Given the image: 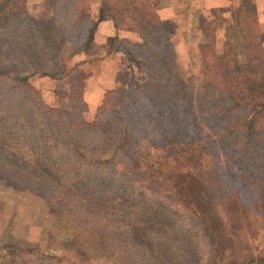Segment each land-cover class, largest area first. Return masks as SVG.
<instances>
[{"label": "trees", "instance_id": "trees-1", "mask_svg": "<svg viewBox=\"0 0 264 264\" xmlns=\"http://www.w3.org/2000/svg\"><path fill=\"white\" fill-rule=\"evenodd\" d=\"M102 1L117 29L111 52L138 57L142 79L109 88L108 105L88 119L83 84H72L60 107L33 83L78 64L82 49L72 44L67 15L37 17L27 0H0V183L32 191L54 214L67 205L63 212L98 231L106 250L126 251L127 264H203L195 232L174 214L195 219L209 238L206 264H264V253L245 256V229L223 213L243 177L246 206L264 231V31L256 1L200 15V82L178 71L170 28L152 0ZM170 198L175 208L165 204ZM27 242H6L0 264H29L23 255L40 247Z\"/></svg>", "mask_w": 264, "mask_h": 264}, {"label": "rangeland", "instance_id": "rangeland-1", "mask_svg": "<svg viewBox=\"0 0 264 264\" xmlns=\"http://www.w3.org/2000/svg\"><path fill=\"white\" fill-rule=\"evenodd\" d=\"M201 1L152 0L158 16L170 28L177 57L178 71L186 78H190V75L196 77L195 80L197 82L201 80L204 65L200 50V44L204 40L203 32L199 26L200 15L212 16V9L202 10ZM170 9L174 11L178 9L179 11L176 12L178 16L174 20L163 19L159 10H162V13L167 10L166 14H168L170 13ZM218 34H222V29H219ZM77 80L81 82L82 77H78ZM33 83L40 88H43V86L48 87V83L42 80L41 77L33 78ZM49 93L51 94L48 95L55 96L54 105H60V107L68 106L67 94L65 95V92ZM108 102L109 97L106 99L105 95L100 107ZM100 107L95 110H87V118L93 119L97 115ZM217 158L222 161L225 169L228 168L226 166L227 162L223 161L222 156L220 158L218 156ZM249 186V183L245 182L243 177H236L233 181L231 195H226L227 198L224 197L227 204H230L229 208L223 207V213L227 223L245 229L243 237L248 242L250 248L245 253V256H249L250 253H264V231L261 230L255 213L249 209L248 205L246 206L248 204L247 188ZM165 204L170 208H175L177 202L170 198L165 200ZM56 206L62 213H52L47 202L30 190H20L0 183V252L5 251L2 246L6 242L16 239L20 242L23 241V243L24 240L30 241V243L27 242V244L23 245L25 247H34L32 243L39 245L40 249L37 253L34 252L30 257L28 254L23 255V258H32L29 264L128 263L126 261V251L120 249L114 254L116 244H113V247H109V250H106L98 231L92 229L90 225H84L78 222L76 217L64 213L63 210L67 208V205L61 204ZM174 216L177 217L179 226L195 232L194 241L198 248V253L201 256L202 263L206 264L212 258V247L211 243H209V238L204 236L200 225L197 224L195 219L181 215L178 216V214H174ZM229 253L230 251L227 249L222 253L220 260H226ZM120 254L121 258H118ZM14 260L17 262V259ZM252 264L256 263L254 262Z\"/></svg>", "mask_w": 264, "mask_h": 264}, {"label": "crops", "instance_id": "crops-1", "mask_svg": "<svg viewBox=\"0 0 264 264\" xmlns=\"http://www.w3.org/2000/svg\"><path fill=\"white\" fill-rule=\"evenodd\" d=\"M238 1L240 0H202L200 3L204 10L234 6ZM255 1L264 30V0ZM27 7L37 17L53 15L60 17L61 13L66 14L68 20L66 26L73 37L72 44L82 49L76 57L78 64L68 75L58 79L41 77L48 83V87L43 86L41 89L45 100L50 104H55V96L48 95L51 94L49 92L63 91L66 95L71 85L78 82V77H82L79 83L84 85L83 96L88 110H95L101 106L109 88L141 78L138 57L110 50L117 29L102 0H61L58 5L55 0H27ZM178 11L170 9V13L166 14L167 10L164 13L159 10L163 19L173 20L178 16L176 14ZM126 35L136 39L131 33L126 32Z\"/></svg>", "mask_w": 264, "mask_h": 264}]
</instances>
